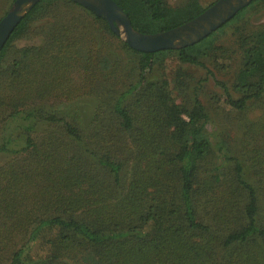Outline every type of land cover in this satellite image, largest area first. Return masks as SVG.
Here are the masks:
<instances>
[{
    "label": "trees",
    "instance_id": "obj_1",
    "mask_svg": "<svg viewBox=\"0 0 264 264\" xmlns=\"http://www.w3.org/2000/svg\"><path fill=\"white\" fill-rule=\"evenodd\" d=\"M114 1L145 34L202 13L170 25L164 0ZM137 2L139 14L131 10ZM248 7L188 47L143 53L122 42L137 72L129 85L120 78V37L105 19L72 0L37 2L0 53L3 131L21 121L0 144V153L16 155L0 166V264H264V113L244 125L246 150L231 156L219 141L218 156L199 100L203 81L179 103L169 84L147 80L156 65L175 62L174 88L184 91V65L205 68L206 60L237 55L232 88L216 83L226 105L239 121L253 105L264 107V26L240 24ZM39 22L44 44L12 56L14 42ZM101 27L115 42L99 40ZM228 30L236 54L217 45ZM85 96L98 100L87 129L75 115L37 106ZM14 137L22 148H10Z\"/></svg>",
    "mask_w": 264,
    "mask_h": 264
},
{
    "label": "rangeland",
    "instance_id": "obj_2",
    "mask_svg": "<svg viewBox=\"0 0 264 264\" xmlns=\"http://www.w3.org/2000/svg\"><path fill=\"white\" fill-rule=\"evenodd\" d=\"M217 1L164 0L166 5L168 23L172 25L173 21H175L176 19H189L190 17L195 16L199 12L201 13V11L204 12L207 8L212 6ZM13 4L14 2L9 4L7 0H0V18L2 16L4 17L7 14ZM131 10L139 14L141 10L139 3L137 2L136 8ZM194 18L188 20L187 22L193 20ZM86 19L89 21L94 20L93 17L89 14H86ZM244 22L245 24L248 23L250 27H256L259 25L264 26V1L259 0L252 7H248V9H246L245 17L243 18L241 23H239L242 25V23ZM43 23L44 22L35 23L33 25V28H31L30 32L28 33V36L14 42L13 47L11 49L12 56L18 55L19 51L22 49H33L36 47H40L44 44V37L42 34H39V27L43 25ZM144 26H149V22L144 21ZM150 27V29L154 28L153 26ZM233 31L234 30H228L225 35L218 39L217 45L227 49L228 52H231L232 54H236V39L233 36ZM159 32L160 31L155 33ZM96 35L98 36L99 40L107 39L110 40L112 43L115 42V39H109L108 34L105 32L104 29H102V27L98 29ZM119 37L120 40H118V42L116 43L115 48L116 55L118 56V59L120 61V78L126 81L129 85H133L137 80V72L135 70L134 57L130 56L132 53L126 52L124 49H122V42L124 43L125 41L123 36ZM238 60L239 59L237 58V55H226L224 61L220 60L218 62H214L206 60L204 64L207 66V68L206 66L205 68H201L191 65H184L182 67V72L184 73V75L183 79H181L184 81L183 87L186 88L184 91L178 88H174V82L176 81L175 78L179 69L178 64L175 62H173V64L171 65H167L166 67L156 65L153 72H150L147 75V80H149L150 85H155L158 87H164L166 85L165 87H167V85L169 84V89L172 91L173 97L176 98L179 103L184 101V98H190L194 93V89L199 85V82L203 81L202 88H199V100L205 107L206 112L208 113V132L211 134L214 144L213 148L218 156L220 155V151L218 150V148L220 147V143H218L219 141L223 143L224 148L229 151L231 156L240 155L241 151L245 149L244 146H249V143L247 142L246 137H244L242 131L244 130V125H257L258 123H260V116L264 113V107L262 106V108L260 104H255L252 106L253 108L249 110L247 114L243 115V121H239V119L236 118L234 112L230 110L229 107L226 105V101L224 98V90L216 83L223 82L228 87L232 88L234 84V73L238 67ZM207 69L212 74H209ZM181 93L183 94L181 95ZM97 104L98 100L95 96H85L71 103L53 100L50 102L43 103L38 102L37 106H42L45 108L46 112H52L56 116L58 115L64 118H70V115H75V123L78 124L82 129H87L90 127V123L93 120ZM262 118L261 120L263 121L264 118ZM0 120L3 121V117H0ZM20 122L21 121L15 119L11 120L10 127L14 128ZM45 127L46 126L44 124H40L38 126V131L43 132ZM11 128H9L7 132H4L3 125L2 123L0 124V144L4 138H7L11 135ZM12 135H14V133ZM17 138L18 137H14L15 144L11 145L10 148L15 147L18 149L23 147V140H21L20 138H18L17 140ZM22 156H24V154L21 155V157ZM15 157L16 155L10 153V151L1 152L0 166L9 161L11 158L14 159ZM215 158L217 159L216 156H214V158H207L206 162L210 166H207L209 170H212L213 168L216 169ZM244 162H246L245 159ZM262 199L264 203V198ZM207 208L210 209V213L215 210L213 206H208ZM57 264L63 263L57 261ZM65 264H87V261L74 260L66 262Z\"/></svg>",
    "mask_w": 264,
    "mask_h": 264
},
{
    "label": "water",
    "instance_id": "obj_3",
    "mask_svg": "<svg viewBox=\"0 0 264 264\" xmlns=\"http://www.w3.org/2000/svg\"><path fill=\"white\" fill-rule=\"evenodd\" d=\"M39 0H16L0 20V53L23 17ZM107 21L113 33L123 36L132 49L155 53L191 46L207 38L253 0H218L193 20L176 28L153 34L134 29L126 12L114 0H72Z\"/></svg>",
    "mask_w": 264,
    "mask_h": 264
}]
</instances>
